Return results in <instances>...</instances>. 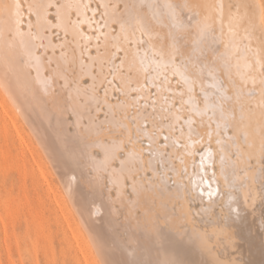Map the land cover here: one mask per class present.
I'll return each instance as SVG.
<instances>
[{"label": "snow or ice", "instance_id": "snow-or-ice-1", "mask_svg": "<svg viewBox=\"0 0 264 264\" xmlns=\"http://www.w3.org/2000/svg\"><path fill=\"white\" fill-rule=\"evenodd\" d=\"M13 6L29 17L26 24L16 19L9 35L13 41L19 37L35 61L33 82L44 85L45 95L53 88L57 103L75 101L77 123L86 121L96 132L91 146H108L105 168L118 162L122 188L130 182L135 192L138 178L167 183L174 174L189 202L203 201L207 191L209 200L220 198L222 210L238 212L231 207L232 193L243 179L238 165L251 147L246 128L257 114L264 160V39L255 51L241 46L244 37L222 51L220 41L207 43L200 12L193 11L218 8L221 29L227 20L235 40L240 21L232 5L227 16L223 0H28L26 9L18 2ZM89 12L85 19L71 20L72 14ZM61 27L64 38L53 33L59 39L53 43L47 33ZM226 63L233 64L235 74H225ZM205 158L212 161L207 167ZM127 256L124 264H152L137 259L135 248ZM155 264L177 262L166 258Z\"/></svg>", "mask_w": 264, "mask_h": 264}, {"label": "bare ground", "instance_id": "bare-ground-1", "mask_svg": "<svg viewBox=\"0 0 264 264\" xmlns=\"http://www.w3.org/2000/svg\"><path fill=\"white\" fill-rule=\"evenodd\" d=\"M17 2L23 4L26 9L28 0H0V87L4 93L6 92V98H9L6 103L8 108L6 104H3L2 108L7 115H12L10 111L14 114V117L11 116V119L8 117V120L10 119L18 130L19 133L16 132L23 141L24 151L27 149L33 158L30 161L33 160L34 171H39L48 182H50L48 176L55 173L60 183L56 181L57 179L52 181H56L59 186L61 184L63 191L65 189L66 196H58V191L56 193L52 183H48L49 191L54 193L57 208L67 221L78 255L76 256H80L84 264H124L128 258L127 253L135 248L137 259L152 264L166 258L174 259L177 264H264V227L261 226L264 209L258 204L264 206V189L258 186L260 183L264 184V170L261 167L257 169L254 167L255 163L260 164L258 159L262 158L258 114L252 117L251 125L246 128L251 147L246 148L245 160L238 165L239 169H242L238 174L243 179L238 181L232 193L235 199L231 207L238 212L232 213L227 207L223 210L220 208L222 213L219 215L221 218L219 228L216 226L212 231L205 230L206 228L203 230L197 223L198 219L195 216L197 211L192 205L193 201L189 202L191 197H185L180 187L179 176L169 174L172 179L167 183L160 179L147 183L138 178L135 192L130 182H125L127 186L122 188L118 162L105 168L104 151L108 146H91V141L96 138V132L87 127L86 121L81 120L77 123L75 101L67 99L64 103H57L53 88L47 89L45 95L44 85L33 82L32 77L36 76L37 71L35 61L27 56L20 44V38L17 37L13 41L9 35L15 27L16 19L22 17L26 24L29 18L24 9L19 10L18 15V10L5 7ZM68 2L75 3L76 0ZM218 2L219 0H207L209 4ZM223 3L226 6L225 16L228 14L227 5H232L231 12L240 21L239 35L233 39L227 20L224 22L223 30L221 29V14L218 8L193 9L200 12L199 18L204 22L202 27H206L207 43L211 44L213 40L220 41L221 44L218 46L223 51V45L240 42V38L244 37L241 46L246 44L254 51L258 50L261 40L264 39V0H223ZM84 17L86 18V15ZM32 19L34 21V17ZM77 19L80 18L75 14L71 15L72 21ZM53 23L57 21L53 20ZM26 30V26L22 27V31ZM82 30L87 32V25H83ZM56 32L60 34L59 39L64 38L62 27L52 29L47 35L52 37L53 43H59V39L53 35ZM67 39H72L71 28ZM21 58L26 61L23 65ZM40 71L44 75L47 74L43 68ZM229 71L235 74L236 69L233 64L226 63L224 72L227 74ZM208 83L212 84L215 81L209 79ZM4 102L5 100L2 103ZM21 120L29 128L28 137H23L20 132L22 129L20 130L18 125ZM245 124H248L247 114ZM7 127V124H4L6 133ZM4 136L7 138L6 134ZM107 136V132L102 133L99 139L103 141ZM89 153L96 157L95 160L89 159ZM211 163V160L205 158L206 167ZM208 175H211L210 169ZM195 179L198 181L199 177ZM114 180L117 182L113 183ZM201 187L207 188V185ZM196 200L206 205L208 218L212 217L217 223V218L213 217L218 213L213 205L216 202L221 204L220 198L213 197L209 200L205 191L204 200L201 201L199 198ZM178 206L182 207L187 220L180 218L177 213ZM138 210H141L142 214L138 213ZM200 212L198 211V215ZM199 216L202 217L201 214ZM205 224L206 222L204 223L206 227Z\"/></svg>", "mask_w": 264, "mask_h": 264}, {"label": "rangeland", "instance_id": "rangeland-1", "mask_svg": "<svg viewBox=\"0 0 264 264\" xmlns=\"http://www.w3.org/2000/svg\"><path fill=\"white\" fill-rule=\"evenodd\" d=\"M15 1H19V0H15ZM8 6H10L9 8L11 10L12 9L17 10L11 4H8ZM87 14L91 16L90 12ZM87 14L86 16H88ZM78 18L82 19L85 17L80 16ZM0 95H1L0 104L2 105V106L0 105L1 106L0 118L2 117L0 121L4 120L0 122L1 124L0 128L2 127V131H0V264H77V262L78 264H84L83 259L80 256L77 257L78 255L76 252L75 245L72 242L71 232H69L68 224H66L67 221L64 218L63 214H61V211H59V208H57L58 206L56 205L55 202L54 193L49 191L48 183H52V186L55 188L56 193L58 191L57 193L58 196L60 195L66 196V191L65 189L63 191V186L61 184L59 186V184L57 183L59 182V179L55 173L50 174L48 176L50 181L48 182L41 175L39 171L38 172L34 171V167H33L34 164L32 163L33 160L30 161V159L33 158L31 157L27 149L26 151H24L25 148L24 145H22L23 141L22 139H20L21 137L18 134L19 132L18 130H16V128L13 126V123L10 120L11 116L14 117L13 116L14 114L10 111V114L12 115L9 114L7 115V113L4 112L5 109L2 108L3 104L5 105L9 98L8 97L6 98L7 94L6 92L5 93L3 92V89L1 87H0ZM2 100L3 101L5 100V102L2 103L3 102ZM2 113H4L5 115L4 114L1 115ZM5 116L7 117L5 118ZM8 117L10 118L9 120ZM5 121L7 123H5ZM4 124H7L8 126L7 133L4 128ZM18 126L20 127L19 128L20 130L22 129L20 131L23 134L22 136L28 137V134L30 133L28 131L29 128L27 125L24 124L23 120H21ZM13 127L15 129L14 131H13ZM5 134L7 135V138L6 136H4ZM19 142H21L20 145ZM16 156L20 158V161L19 158H17ZM22 157L23 158L25 157V159H23ZM261 159L262 158L258 159L260 161V164L255 163L254 167L256 169L258 167H261L264 170V165H262L264 164V160ZM19 163L21 164L23 163L24 165L23 164L21 165ZM30 167H32L33 170ZM22 170L24 172H22ZM18 171L20 174L18 173ZM28 175L31 177V179ZM23 176H25L26 179ZM53 179L54 180L57 179L56 180L57 182L52 181ZM40 181H42L44 184L45 183L47 184L44 185ZM258 186L260 189H264V184L260 183L258 184ZM57 187L58 188L61 187L62 189L61 188L58 189ZM201 203L202 202H199L198 200H195L192 203L193 207L197 211L195 213L196 214L195 216L196 219H198L197 223L199 224L200 228L203 227V230L206 228L205 230L208 231H212V228L216 226L217 228H219V226L221 225L220 223L221 218L219 217V215H221L222 213L220 202H216L213 205L214 209L218 210V211L216 210L218 214H216L215 217H213L214 219L217 218L216 219L217 223L213 221L212 217L208 218V215L205 211L206 205L202 203L203 205L201 206L200 205ZM258 204L262 209H264L263 204L261 203ZM177 211H179L177 213L179 214L182 220H187L186 217L187 215L183 211L182 207L178 206ZM198 211L199 212L202 211L200 212L202 217L199 216L200 214L198 215ZM138 213L142 214V211L138 210ZM55 217L57 218V220ZM58 217H60L59 219L61 220H59ZM205 222H206L205 224L206 227L204 226ZM63 227L64 228L66 227V229H64Z\"/></svg>", "mask_w": 264, "mask_h": 264}]
</instances>
